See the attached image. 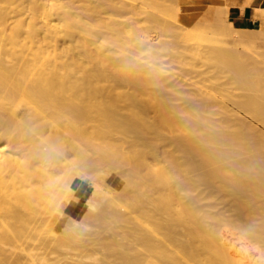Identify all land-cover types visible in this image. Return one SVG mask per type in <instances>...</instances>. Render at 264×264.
<instances>
[{
    "label": "bare ground",
    "instance_id": "obj_1",
    "mask_svg": "<svg viewBox=\"0 0 264 264\" xmlns=\"http://www.w3.org/2000/svg\"><path fill=\"white\" fill-rule=\"evenodd\" d=\"M42 1L31 0V12L34 11L35 15L42 7L56 6L54 2L47 4V1L46 5ZM68 5L60 6L59 12L55 9L59 14L57 21L50 15L55 8L52 9V6L43 17L53 16L54 21H48L46 17L44 21L42 17V21L38 18V23L35 20L36 23L31 26L30 22L25 25L29 28H23L26 22L18 20L19 33L8 31L12 29L8 23L11 19L7 11L9 8L6 10L0 6V264H232L234 258L237 264H256L264 244L261 245L264 190L250 186L254 183L248 180L255 178L257 174L251 173L259 169L251 153L256 143L253 144L250 139L260 143L261 130L258 124L257 127L252 125L241 113L240 108L246 100L243 104L242 99L235 98V105L232 106L226 103L223 97L231 96L232 91L226 86L188 89L186 82L180 78L170 80L168 76L171 75L166 74L168 70L164 72L161 66L162 60L160 63L156 59V64L160 63V66L154 63L152 66L148 65L152 62L147 64L141 57L128 52L107 53L99 48L101 46L94 52L92 39L87 40L83 33L82 12L69 10ZM229 7V4L216 7V23L225 29L222 28L224 32H228L227 29L230 31L235 44L248 46L250 43L245 39L254 37L256 33L258 37L263 29L236 27L229 18ZM257 9L264 14V8ZM88 10H91L90 7ZM172 10L175 12L173 16L178 19L181 7L176 6ZM19 13L22 15L23 12ZM184 16L189 22L186 24L189 30L185 33L186 37L200 36L202 26L199 25L204 23L202 17L197 19V12L191 9H186ZM90 17H94V21L99 20H95L96 16ZM88 19L91 21V18ZM127 29L128 34L138 35L135 42L115 36L113 45L122 48L127 45L126 42L135 43L140 50L146 49L153 54L155 47H163H158L160 39L154 41L147 38L149 35H145L143 30L140 33L137 31L138 34L134 29ZM101 30L105 32L104 28ZM21 31L31 38L23 40ZM167 42L163 44L168 46ZM110 49L116 51L117 48ZM237 51L240 53L242 50ZM216 52L220 55L219 51ZM236 56H241V53ZM221 57L223 59L224 55ZM239 65L240 69H244L242 63ZM159 83L165 87L162 90L169 87L168 90L172 88L181 95L187 92V98L182 96L187 103L176 104L179 100L172 103L173 93L170 95L166 90L163 93L165 97L162 96L166 100H160L162 104L159 108L157 106L159 114L152 116L151 108L156 109L157 104L152 102L153 95L149 91ZM160 87L155 90L157 93L161 91ZM181 89L184 92H180ZM157 93L154 96L158 99ZM166 94L171 96L170 100ZM249 99L250 111H246L253 112L252 116L262 120L258 100ZM216 102L222 103L219 108H214ZM261 155L258 154V158H262ZM111 169H116L125 178L118 193L111 189L101 173H109ZM201 169L206 170V174H197ZM228 170L234 172H230L231 177L222 175ZM183 172L192 174L186 177ZM87 175L93 184L86 201V218H82L87 222L84 224L82 220L83 223L72 219L65 223L49 204L54 197L59 200L64 191L68 199L76 178ZM201 183L210 187L209 192L202 191L201 200L205 199V194L212 197L216 191L223 189L228 194L229 190V200L223 206L218 208L220 203L213 205L218 208L215 213L230 221L225 223L231 225L229 228L224 226L229 234L220 233L218 229L215 231V227L208 229V226L204 231V219L211 218L209 210L186 194V191L199 189ZM58 203L56 206H60ZM213 206L210 208L214 211ZM146 215L145 221L142 216ZM151 215L159 220L152 222V226L162 223L165 232L161 225L158 228L155 226L156 229L151 227L148 220ZM89 219L97 222L96 228L93 225L90 227ZM142 220L150 226L144 222L146 227L141 225ZM99 222H105V227L102 228L103 224ZM106 222L111 229H106ZM207 222L210 224V219ZM224 227L222 230H225ZM157 229L160 230L156 231V235L153 232ZM108 230L111 232L107 233ZM161 232L166 237L164 234L160 236ZM218 233L223 235L221 237L226 236L227 240L220 238ZM215 234L223 240L221 247V240L218 242ZM231 234L235 235L232 240V236L229 238ZM123 236L127 239L121 238L123 241H120L126 244L129 240L134 251H121L123 243L119 238ZM228 239L233 242V247V244L236 248L238 246L237 250L229 247ZM124 246L127 248V245ZM127 250L130 251L129 248ZM234 250L235 256L232 255ZM229 256H233L234 260H228ZM154 257L157 261L152 260Z\"/></svg>",
    "mask_w": 264,
    "mask_h": 264
},
{
    "label": "rangeland",
    "instance_id": "obj_2",
    "mask_svg": "<svg viewBox=\"0 0 264 264\" xmlns=\"http://www.w3.org/2000/svg\"><path fill=\"white\" fill-rule=\"evenodd\" d=\"M49 1L50 0H43L42 2L45 3V4H46V2H47V4H52L54 2L55 3L54 5H56V6H54L55 8L52 5H48L50 10H51L50 6H52V9L54 8L53 10L50 11L47 6H46L47 8L46 7H42L44 9L40 8L41 12H40V10H38V13L40 12L39 14L36 12V15L38 16L37 17L33 13L34 11L31 12L33 10V8H30V6L32 5L31 4V0H0V6L1 7L2 6H3V8L5 7L6 10L9 8L7 11L9 12V15H10L11 19L9 18L8 23L11 26L10 29L11 28L12 29L11 30L7 29V30L10 31V32L14 31V32H18L19 33V31H18L19 30L18 29V22H17L18 20H23V21L26 22V23H24L23 28H29L28 26L25 27V25L29 24V22H30L29 25L31 26V24H34L35 20L38 23L39 19H40V21H42L41 18L44 16L45 13L48 14V11H50L51 13L52 12L55 13V14H53V13L51 14L50 13V15H53L54 18H56L55 20L57 21V18L59 17V14H57V13L60 11V6H66V5L70 4L71 6L68 5L67 9H69V10H71L73 12L74 11L75 12H79V13L82 12V15L84 16V31H83V33H84L85 38L87 40L88 39L89 40L92 39V42L91 41L90 42L92 43L91 46H92V49H93L94 52H95L96 49L98 51L99 48H101V50L103 48V51L104 52L106 51L107 53H114V54H116V53L117 54H128V53L130 54L131 53L130 55H134L135 54L136 57H139V58L141 57L142 61H144V62L147 61L146 62L147 64L149 62H152V63L148 64V65L152 64V66H154L153 63L155 64V66H157V65L160 66V63H161V60H162L163 63H161L162 64L161 66L163 67L164 72H166L168 70L166 74L171 75V76H168V77H170V80L178 77V78H180V80H182V82H186L185 86L188 89L193 88L191 90H194L195 88H197L196 86H200V87H204L205 86L206 88L208 87V89L209 88H211V89H219L220 87L226 86L229 90L231 89L232 91H234L232 93V91L230 90L231 91V96L230 95L227 96V97L225 96L226 98L223 97V99H225L226 103H228L229 105L232 106V105H235V103H234L235 98H238L240 100L242 99L243 101L246 100V104H245V101H244L243 104H245V105H243L240 108V110H242L241 113L244 116H246V120L248 122H250L252 125L255 124L254 126H256L258 124L257 125L258 129L261 130L260 131L261 138H259L260 143L256 142L254 139H250V140H252L253 144L256 143V144H254L255 150L253 152H251V153H253L254 157L252 156V158L256 159V162H257L256 164L258 165L257 167L259 169H258V171H254V170L252 171L251 174L253 175L254 172H255V174H257V176L255 175L256 177L254 178L251 175L250 177H252V178H249L251 180H248V181L250 183H254V184H249L250 186L252 185V187H254V188L259 187V188H262V190H264V178H263L264 177V164H262V163H264V160H263L264 159V27H261L263 29V32H259L258 33V37L256 36V34H257L256 33V34H254V37L251 36L252 38H246L245 41L246 42L248 41L247 43H250V44L248 46H243L241 44H239V45L235 44L234 41H236V40L233 39V37L231 36L232 34L230 33V31L228 29H227V31L230 34L228 32H224L223 30H225V29L222 27L223 28V30H222V28L219 25H217L214 13H215L216 7H218V6L217 5H210L209 4L210 0H119V1H117V0H112V1L111 0H106L107 2L105 0H104V2L102 0H100V1L99 0H94V1L93 0H81L82 2L80 0H79L80 2L78 0H66V1L65 0H51L50 1L51 3ZM85 1H86V3H85L86 5L84 4ZM113 1H114V3H113ZM90 2L92 4H90ZM99 2H101L102 4L100 5ZM93 3H95V4H93ZM104 3H105V5L103 6ZM247 3H249V0L247 1ZM121 4H122V6H121ZM128 5L130 6V8L128 7ZM43 6H45V5H43ZM172 6L181 7V10H179V12H178V19L176 18V16H173V15H175V12H173V10L171 12V9L174 8ZM68 7H70V8H68ZM89 7H90V9L92 11L88 10ZM119 7L121 8L120 10H119ZM45 8H46V10H45ZM55 9H57L58 12L55 11ZM85 9H87V10H85ZM109 9H110V11H108ZM186 9L195 10L197 12V14H198L197 19L202 17V22L203 21H204V23L206 22L205 24L203 23L202 25L198 24L199 26H202V28H201V32L202 33L200 32V36H199V34H197L195 36L186 37V34L189 31L188 27L186 25V24H189V22H188V20H186V18L184 16ZM19 11L21 13L23 12L22 15H20ZM44 11H46V12H44ZM88 11L91 12L92 14H90ZM95 11H97V12H95ZM87 14H89L90 16H96L95 20L98 19V18H99V20L98 21L97 20L94 21L93 20L94 17H90ZM50 15H49V17H47L48 15H46L45 16L46 19H48V21L50 19H52L51 21H54L53 16H51L52 17L51 18ZM56 15H58V16H56ZM85 15H87V16H85ZM21 16L24 17V18H22ZM33 17H35V18L32 19ZM45 17H43L44 21L46 20ZM88 17L91 18L90 19L91 21H89V19H88V21L86 20ZM37 19H38V21H37ZM116 19H118V20H116ZM176 19L178 20V23L181 26V28H179L180 27L179 25H178L179 27L177 26V20ZM119 20H120L121 23L119 22ZM100 21H102L101 23L103 25V28H104L105 32L103 30H101L103 28H102V25H100ZM86 22H88V23H86ZM207 22L210 23V24H208ZM90 24H93V26L90 25ZM9 25L7 26V28L9 27ZM88 25H90V27ZM175 25H176V27H175ZM121 26H122V28H121ZM165 26H166V28H165ZM126 27L127 28L129 27V29H134V31H136V32L138 31L139 33L143 30V32H145V35H149V36H147V38H149V39L152 38V40H154V41H157L158 39H160L161 41L160 40L159 41L161 43L159 41H157L158 47L160 45L161 46L163 45V47H159V48L155 47V51L157 52V53L154 52L155 54L150 53L151 51H149V50L146 51V49H144V50L141 49L140 50V47H138L137 45H134L135 43H129L131 41L135 42L134 40H135V38L138 37V35H133L132 36L131 34H128V31H127L128 29ZM255 27H260V26H255ZM87 28H90V29H87ZM125 29H126L127 33L125 32ZM204 30H205V32H204ZM10 32H8V33H10ZM98 32H99V34H98ZM100 33H101V35H100ZM174 33H176L177 35L174 34ZM180 33H181V35H178ZM204 33H206V34L203 35ZM120 34H122V35H120ZM115 36L117 38H121V40H124V41L128 40L129 41V42H126L127 45L125 44L126 46H124V47L129 48V45H131L130 48L128 49V51L126 50L127 48H124V47L121 48L118 45H113L112 40L115 39ZM197 36H199V37H197ZM20 37L23 40L31 38V36H28V33H26V32H22L20 34ZM100 37H102V38L105 37V38L102 40V38H100ZM133 37H134V39H133ZM7 38L9 39V37H7ZM198 38H201V39L199 40ZM8 39H7V41H8ZM93 41L94 42L96 41V42L94 43ZM162 41H164L163 43L168 41L169 45L167 46V45L163 44ZM97 42H98V44H97ZM100 42H102V43H100ZM103 43H105V44H103ZM99 44H101V45H99ZM98 46H101V47L98 48ZM110 48H115V49L117 48V49L115 51L114 49L111 50ZM11 49H12V47H11ZM130 49H131V51H130ZM177 50H179V52H177ZM237 50H239V51L242 50L240 52L241 56H236V55L240 54V53H238ZM216 51H219L220 55H217L218 52H216ZM126 52H128V53H126ZM132 52H133V54H132ZM134 52H136V53H134ZM210 52H211V54H210ZM214 54H215V57H213ZM148 55H151L152 57H150ZM188 55H189V57H188ZM223 55H224L225 59L224 58L222 59L221 56H223ZM230 58H232V59H230ZM240 58H242V59H240ZM156 59L158 60V62H160L159 64H156V62H157ZM217 59H219V60H217ZM239 63L243 64L244 69H242V68L240 69L239 68L240 67ZM163 64H164V66H163ZM248 66H250V67H248ZM164 67H165V69H164ZM251 67H253V69ZM238 68L241 71L242 70L243 71L242 72L239 71ZM238 71L241 74L243 73V76H242L243 78L240 77L241 74H239ZM166 74H164V75H166ZM187 81L190 82L191 84H189ZM194 81H196V84H195ZM160 83H162V82H160ZM160 83L156 84L157 86L151 88L150 91H149V92H152V94H150V95L151 96L153 95L152 96V99H153L152 102H154V105L157 104L156 105V109H155V107H153L155 110H157L159 108V106L162 104V103H159L160 100H162V102H164V100H166V98L165 99L162 98V96L165 97V95H163V93L166 92V90L168 91V94H170V95L173 93V96H174V94H175L174 97L172 96L171 102L174 101V103H175L177 100H179V101L176 102V104L177 103L180 104L179 102H182L184 104L187 103L185 101L186 99L184 98V97L187 98V96H188L187 92H185L186 95H184L182 93L184 95V97H182L183 95H181V93H179V91L172 90V88L170 90H168L169 87H166L167 88L166 90L165 89L162 90L165 87L163 85H161ZM193 84H195V85H193ZM160 85H161V87H160ZM158 86L160 87L162 92L158 91V93H157L155 91ZM187 88H186V90H187ZM182 89L180 90V92L183 91ZM176 92L179 93L178 97H177L178 94ZM102 93L105 94L104 91ZM156 93L158 94V99L154 96ZM232 94H233V96H232ZM170 95H167V97H169ZM250 97H253L254 99L258 100L257 104L261 108V112H262L261 119L262 120H259L260 118H257V117L255 118L254 116H252V115H254L253 112H251V114H250V112L249 113L247 112L248 110L250 111V108H249L250 102H248V100H250L249 99ZM176 98H179V99H176ZM181 98H182V100H180ZM154 99H157V100L155 101ZM168 99L170 100L171 96ZM221 104H222L221 102H220V104H218V102H216V104L214 105V108L215 107L219 108L220 106H218V105H221ZM241 105H242V103H241ZM157 106H158V108H157ZM154 109L151 108V110H153V111H151L153 113L152 116H156V115L159 114L158 110H157V112H155ZM246 109H247V111H246ZM218 115H221V114L219 113ZM251 120H254L255 122L251 121ZM258 146H260V147H258ZM248 154H250V153H248ZM248 154H246L247 157H249ZM258 154H259V156L261 154H263V155H261V157L263 159L260 158V157L258 158ZM256 156H257V158H256ZM259 160H261V162ZM115 170L111 169L109 173H104V172H101V173L105 176L106 181L110 185L111 189L118 193L121 190V188L123 186V183L125 182V178L122 177V175L119 172H117V170L116 171ZM99 171H101V170H99ZM204 172L206 174V170L201 169V170L197 171V174L204 173ZM230 172H232V170H228L227 173L225 172L222 175H224V176L227 175V177H231V175L234 174V172H232V174ZM183 174L184 175L187 174L186 177L187 176L189 177V175L192 174V173L191 172H189V173L183 172ZM194 174H196V173H194ZM61 175L62 174H58V176H61ZM258 176H260V178ZM208 187L209 186H207L205 183H201L199 185V189L197 188V190H195L196 192L192 191L190 189L191 192L190 191H186V194L187 195L189 194L190 198L196 199L199 202V204L201 203L200 204L201 206L203 205V207L206 210H209L208 213H210L209 215H211V218H209L210 216L208 217L210 219V224L207 222V221H209L208 218H205L204 222H203L202 219H200V221H202L203 224H204L203 225L204 226V228H203L204 231L207 230L206 227L208 226V229L209 228L213 229L215 227L214 230L218 229L219 231H221L220 233H225V232L228 233V228L231 225L229 224L227 226L226 224L229 223L230 221L227 222L224 219L223 215L221 216V214L215 213V212L218 210V208L220 206H223L225 201L229 200V198H227V196L229 194V190H228V194H227V191L222 189V190H219V192L216 191L212 197H209V196H207L205 194V195H203V196H205L204 197L205 199H202V200H201V198L199 199V197H201L200 194L202 193V191H203V193H204V191H208L209 192L210 187H209V189H208ZM191 188H193V187H191ZM215 188H217V187H215ZM72 189H73V191L69 195L68 199L66 198V196H65L66 194H65V191H64L63 196L61 195L59 200L54 197L52 199L53 202L51 201L50 202L51 204H49V206H51V205L53 206V208L57 212L55 213V211H53V210L52 211L56 215H58V217L60 219L64 220L65 223H67L68 220H72L73 219V220H76L77 222H82L83 221L84 224H86V222H87L86 219L83 220L82 218H86L85 217L86 215L84 216V214H87L86 213V211H87L86 201L90 197V191L93 190V184H91L89 175H87L85 177H81V178L77 177L76 178V183L73 185ZM194 189H195V187H194ZM198 190H200V191H198ZM187 192H189V193H187ZM192 193H193L194 196L191 195ZM208 194H210V193H208ZM262 194H263L262 196L264 197V192H262ZM197 196H198V198H197ZM228 197H230V196H228ZM58 201H59V203H58ZM56 203H58L57 205H60V206H56ZM218 203H220V205ZM213 205H217V206L219 205V206L217 208L216 206H213ZM211 206L215 207L216 209L214 208V211H213V209L210 208ZM262 206L264 207V205H262ZM263 207H262V211H264ZM61 212H62V214H61ZM213 213H214V215H212ZM151 214H153V213H151ZM217 214L220 215L223 218H221ZM261 214L264 216V212L263 213L261 212ZM59 215H61V216H59ZM151 216L149 218H151L152 220L155 219L154 221H152L151 219L148 218V220L150 221L149 223H151L150 224L151 227H155L156 226L158 228V225L159 226L161 225V229H162V227H163L162 223H159V222H158L159 223L158 225L156 224L155 226H152V225H154V224H152V222L157 223L156 221L158 219H156V217H154V216H152V217ZM68 217L70 219H68ZM143 217H144V220H145V219H147L148 215L142 216V219H143ZM140 219L141 218H139L138 220H140ZM206 219H207V221H206ZM144 220H142V222L140 221L141 225H143V222L145 223L146 220L145 221ZM88 221H89L88 223L91 225V226L89 225L90 227L94 226L93 228H96L95 227V223H97L96 221H93L92 219H89ZM160 222H163V220H160ZM205 222L208 223L211 227L208 224H206ZM240 222H242V221H240ZM92 223H94V224H92ZM99 223H101L100 225L103 224V222H99ZM108 223L109 222H106V225H107L106 229H108L110 227V226L108 227V225H109ZM238 224H239V222H238ZM104 225H105V222L102 225V228H103ZM146 225L150 226V225H148V223ZM146 225H143V226L146 227ZM222 225H223V227L226 225V227H228V228L224 227L225 230H222L223 227L222 228L220 227ZM64 226L65 225H63L62 227H64ZM89 226H88V228H90ZM97 226H99V224ZM156 227H155V229H156ZM97 228H99V227H97ZM109 229H111V228H109ZM230 229H231V227H230ZM158 230H160V229L154 230L155 232H153V233L156 234L157 233L156 231H158ZM162 230H163V232H165L164 229H162ZM215 231H214V233H215ZM110 232H109V230L107 231V233H110ZM230 233H232V232H230ZM159 234H158V236H159ZM163 234H164V237H166L165 233H162V232H161L160 236L163 237ZM234 234L236 235V233H234ZM217 235L220 236L219 233ZM217 235L215 234V236H217ZM235 235L232 236V234H231V235H229V238H230V236H232L231 237V240H232V238ZM221 236H223V235H221ZM221 236H220V238H223V239L226 238V236L225 237H221ZM121 238L125 239V240L127 239L126 237L123 236V237L119 238V241H120ZM200 238H203V236H200ZM218 238L219 237L217 236V239ZM263 238H264V234L262 235V238H261L262 239L261 240L262 241L261 245L264 243V239ZM220 240L218 239V242L220 241L219 245L221 247V243L223 242V240L222 239H220ZM226 240H227V238H226ZM128 241L129 240L126 241L127 242L126 244H124V242L120 241L121 243H123L122 244L123 247L126 248V246H124V245H127V248L130 249V251H129V250H127V248L125 249V248L121 247L123 249V250L121 249V251L124 252V253H129V252H132L131 250H133V249H131V246H130L131 244ZM228 241H229V239H228ZM134 242H135V240H134ZM229 243H230L229 245H231L233 242L229 241ZM216 244L218 245V243H216ZM122 245H119V246H122ZM233 245L235 247V244H233ZM236 246H237V244H236ZM262 246L264 247V244ZM229 247H233V246L231 245ZM263 247L261 248L262 251H260L261 254L259 253L260 256L257 257L258 262L256 261V264H264V253H263L264 252V248ZM235 249L237 250L238 246H237V248L235 247ZM235 253L236 252L234 250V253L232 252V255L235 256L234 255ZM262 253H263V255H262ZM229 255H230V252H229ZM233 256H231V257H233ZM231 257L229 256L228 260H230ZM234 259H235V261H233V262L230 261V262L232 264H237L236 258H234ZM234 259L231 258V260H234ZM152 260L157 261L155 257L152 258ZM228 263H229V261H228ZM194 264H196V263H194ZM216 264H220V263H216Z\"/></svg>",
    "mask_w": 264,
    "mask_h": 264
},
{
    "label": "crops",
    "instance_id": "obj_3",
    "mask_svg": "<svg viewBox=\"0 0 264 264\" xmlns=\"http://www.w3.org/2000/svg\"><path fill=\"white\" fill-rule=\"evenodd\" d=\"M244 2L245 0H210L209 4L217 6L229 4V18L238 28L264 27V14H260V10L257 9V7L264 8V0H250L246 6L243 5Z\"/></svg>",
    "mask_w": 264,
    "mask_h": 264
}]
</instances>
